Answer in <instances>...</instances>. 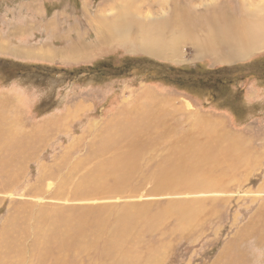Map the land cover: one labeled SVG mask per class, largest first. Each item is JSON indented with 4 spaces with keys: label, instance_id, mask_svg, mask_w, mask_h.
Returning <instances> with one entry per match:
<instances>
[{
    "label": "rangeland",
    "instance_id": "rangeland-1",
    "mask_svg": "<svg viewBox=\"0 0 264 264\" xmlns=\"http://www.w3.org/2000/svg\"><path fill=\"white\" fill-rule=\"evenodd\" d=\"M120 16L132 24L117 40L107 26ZM244 18L264 20V0H0V264H264V74L215 99L141 64L96 71L127 57L200 70L264 58L261 46L234 58L221 39L201 51L212 27L241 31ZM152 25L170 44L180 34L182 58L124 45ZM144 100L188 107L163 148L178 170L138 172L155 132L117 114ZM107 124L113 140L97 135ZM122 147L127 162L111 159Z\"/></svg>",
    "mask_w": 264,
    "mask_h": 264
},
{
    "label": "trees",
    "instance_id": "trees-1",
    "mask_svg": "<svg viewBox=\"0 0 264 264\" xmlns=\"http://www.w3.org/2000/svg\"><path fill=\"white\" fill-rule=\"evenodd\" d=\"M131 62L132 65H129ZM139 64L142 66L141 70L145 67H152L154 72L151 71V73H155L158 79L165 82L167 86L187 93H192V90L205 89L215 99L217 98V93H219L221 86L223 84L227 85L228 81L237 83L238 80L248 77L253 78L255 75L259 74L258 77H262V74H264V71L259 72V68H264V58L251 59L247 63L232 66H219L200 70L198 67H173L172 65L154 62L143 57H127L118 65L114 64L112 61L100 62L98 64L99 68L97 67L96 69L97 73H100L97 79L126 75L129 70L138 68ZM17 65L23 68V70L17 69V72L24 71V73H30L33 77L43 76L42 68L44 65L30 64L31 72L26 69L29 65L20 63H17ZM89 76H91L90 73Z\"/></svg>",
    "mask_w": 264,
    "mask_h": 264
},
{
    "label": "crops",
    "instance_id": "crops-1",
    "mask_svg": "<svg viewBox=\"0 0 264 264\" xmlns=\"http://www.w3.org/2000/svg\"><path fill=\"white\" fill-rule=\"evenodd\" d=\"M182 105L183 104L181 102H175V101H172L171 103H167V101L144 100V101H136L133 103L131 109H134L135 112L130 111V108L128 106L120 108L121 112L117 114L118 117H120V115L125 109L127 110V112L124 115H126L128 118L135 120L141 119L142 124L131 123L135 127L138 128L141 127L140 129L135 131L137 135L143 132L144 134L143 136L146 137L155 132V134L152 137H146L147 140L142 144V146L145 149L151 150V152H149L148 154L146 153L144 158L143 157L141 158V160L143 159V161L140 162V167L138 172H145V166L147 165V163L152 164L151 172L159 171L160 168H162V170H169L174 166H177V170H178L179 163L178 161H175L176 158H173V155L169 152L168 148L170 146L167 149H163V148L166 147V145L168 144L171 145V139H173L172 137L173 132L184 133L188 129V127L184 128V124H183V121L189 119V117L185 116V112L188 107L187 106H186L187 108L184 107L185 109L183 108L184 111L182 112L180 110ZM192 112L193 114H191V116L195 114L199 115L198 111H192ZM111 132H112V128L107 124L106 128L103 129L102 133L100 132L97 135L99 134H101V136L108 135ZM102 137L101 138L97 137V139L100 140L102 139ZM163 138L166 141L162 143L161 140ZM119 154L121 156V159L126 162H127V158H130L129 156H125V152L122 147L121 149H119V152H117L116 154H111V159ZM158 157H160V159ZM123 166H125V164L120 163L119 167H123ZM189 170L194 171V168L190 167Z\"/></svg>",
    "mask_w": 264,
    "mask_h": 264
},
{
    "label": "bare ground",
    "instance_id": "bare-ground-1",
    "mask_svg": "<svg viewBox=\"0 0 264 264\" xmlns=\"http://www.w3.org/2000/svg\"><path fill=\"white\" fill-rule=\"evenodd\" d=\"M122 17L121 16L120 18L118 17L117 20L110 22L107 26L111 35L117 40L124 39V37L123 38H118V37H121L123 32L126 31V28L132 24L129 19H124V18L121 19ZM175 19L176 22H179L177 18ZM226 25L227 27H225L223 30H221L220 27L219 28L212 27L213 31L210 36L212 40H208L209 38H202L201 40H199L200 44H204L201 48L202 52L203 51L206 52V50L213 45L216 39H221L222 41H226L228 45L227 47H232V49H229V52L234 58H239V56H244L246 54L248 55L251 53L253 49L257 48L258 46L264 47L263 18L262 20L255 18L254 20L251 18L250 20H247L246 18H244L243 28L241 31L238 29L236 23L232 24L231 21H226ZM151 27L153 28V25L147 28H143V26H139L138 32L140 37L137 38L136 45L131 46L133 44L131 41L130 42L124 41V45L127 44L129 47H136V49L146 51V53L155 56H160V57L169 56L173 58L176 57L182 58L181 49L178 48V45L181 44L180 41H183V39H180V36H178L180 34H177L175 32L176 39L174 40L173 44H170L168 39L165 38L164 32L162 31V28L164 27L162 28L156 27V29L154 28L151 29ZM181 30L180 32H182ZM119 42L122 41H116V43ZM113 134L111 133V135ZM110 136H108V138ZM113 139L114 137L112 138V140Z\"/></svg>",
    "mask_w": 264,
    "mask_h": 264
}]
</instances>
